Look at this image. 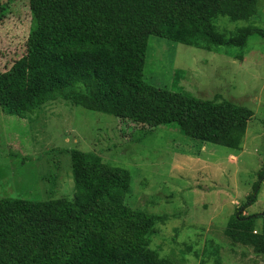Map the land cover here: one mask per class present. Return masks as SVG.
Here are the masks:
<instances>
[{
	"label": "trees",
	"instance_id": "obj_1",
	"mask_svg": "<svg viewBox=\"0 0 264 264\" xmlns=\"http://www.w3.org/2000/svg\"><path fill=\"white\" fill-rule=\"evenodd\" d=\"M23 1L32 24L23 48L0 68L3 112L26 120L63 100L241 150L253 117L250 108L152 85L145 64L151 36L196 48L243 49L250 35L264 37V29L249 25L225 34L214 20L248 21L257 13V0ZM12 2L0 0V22L12 12ZM68 153L72 198H0V264H177L150 246L155 225L167 215L127 206L130 170L95 152L73 148ZM261 184L224 231L258 255L264 254V229L255 233V223L264 214L245 215L243 209L256 202Z\"/></svg>",
	"mask_w": 264,
	"mask_h": 264
},
{
	"label": "rangeland",
	"instance_id": "obj_2",
	"mask_svg": "<svg viewBox=\"0 0 264 264\" xmlns=\"http://www.w3.org/2000/svg\"><path fill=\"white\" fill-rule=\"evenodd\" d=\"M257 1L250 20L219 17L216 29L225 34L249 25L264 29V0ZM12 3V12L0 22V68L23 48L32 24L26 1ZM174 72L179 73L175 81ZM145 77L158 87L181 88L202 99L218 96L250 108L253 117L241 150L204 143L173 127L150 129L63 100L26 120L0 108V198H72L68 152H95L130 170L127 206L167 215L150 236V246L161 256L177 264H264V254L224 233L260 182L256 202L243 214H264V37L250 35L243 49H205L151 36ZM255 224V233L262 232L264 217Z\"/></svg>",
	"mask_w": 264,
	"mask_h": 264
}]
</instances>
